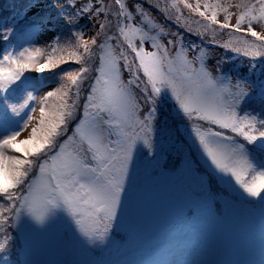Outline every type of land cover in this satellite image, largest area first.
I'll return each instance as SVG.
<instances>
[{
    "label": "rangeland",
    "instance_id": "obj_1",
    "mask_svg": "<svg viewBox=\"0 0 264 264\" xmlns=\"http://www.w3.org/2000/svg\"><path fill=\"white\" fill-rule=\"evenodd\" d=\"M118 1L119 7L115 0H37L26 14L10 12L4 21L15 42L0 51V81L24 84L3 95L13 100L11 113L0 104V199L22 213L13 233L26 238L28 264H82L84 253L93 254L117 231L139 236L170 228L182 187L172 185L166 167L189 151L230 180L245 170L248 151L239 143L199 133L191 136L194 149L185 145L170 154L173 140L162 130L178 115L233 126L239 105L264 94V6L244 12L264 0ZM50 15L53 22L41 17ZM62 21L80 28L57 37L55 24ZM68 62L73 67L59 82L40 81V70ZM87 95L89 113L46 158L51 170L32 165L28 176L38 152L66 134ZM108 128L118 139L113 143ZM259 161L252 170L264 179ZM192 225L179 240H164L167 264L199 263L204 247Z\"/></svg>",
    "mask_w": 264,
    "mask_h": 264
},
{
    "label": "trees",
    "instance_id": "obj_2",
    "mask_svg": "<svg viewBox=\"0 0 264 264\" xmlns=\"http://www.w3.org/2000/svg\"><path fill=\"white\" fill-rule=\"evenodd\" d=\"M36 1L0 0V51L7 48L5 45L15 42L14 34L7 36L5 29L6 23L4 21L10 12L26 14L30 8L35 6ZM51 2H48V4ZM43 3L46 2L43 1ZM115 3L119 7V1L115 0ZM47 5L40 8H45L50 13L58 12L53 8H46ZM256 5H261L259 9L264 6L261 2L248 4L244 12H251ZM68 8L70 9V7ZM67 11L69 13L70 10ZM41 17L46 20L45 22H53L51 15L47 19L44 16ZM248 24L251 26L252 21H249ZM55 26L58 29L57 37L64 35L66 38L70 37L69 31L71 29L80 28V26L73 23L63 21L60 24H55ZM116 29H118V25H116ZM96 52L97 59L93 63V77L99 73L103 46L96 49ZM132 53L135 55L134 57L138 58L137 52L132 51ZM230 55L235 61V54ZM71 67L73 65L68 62L64 65L55 66L50 70L42 69L38 76L43 84L59 82L61 75ZM96 67H98V70L95 69ZM261 72L264 73V71ZM237 75L241 79V75ZM93 77L88 84L90 90H86L87 93L91 91ZM23 84V80H21V83L17 80L15 83L5 84L0 81V104L7 113H11L10 107L13 100L6 99L3 95L12 93L16 87L22 89ZM147 88L149 89L150 85ZM88 97L90 96L87 95L82 99L77 116L72 118L70 124L68 123L66 134L55 139L53 146L48 151L40 152V150L38 152L36 160L34 159L35 162L28 166V176L32 172L30 170L32 165L35 169L38 167L39 169L42 167L46 169V158L52 152L55 154L59 151L62 144L69 139L70 133L85 119L89 113V107L85 108V106L90 105L91 102ZM239 108L240 113L239 116H236L237 121L233 126L223 127L212 121H207L203 117L188 116V118L187 116L178 115L174 118L175 124L172 119L168 127L162 131L165 137H170V141L173 140L172 144L169 143L172 149L170 154H174V149L182 148L185 145L194 149L191 136H197L199 133H210L220 136L223 140L242 144L249 150L250 155L247 160L248 164L240 176L230 180L220 175V172L217 173L205 158H199L198 154L191 151L187 152L182 157V161H178L175 166H172L173 169L171 166L166 167L167 174L174 177V179H169V181H172V185L182 187L176 197L179 208L175 211L176 218L172 220L171 227L164 230L154 229L151 233L150 230L146 231L144 229L139 236L132 233L127 235L123 230L117 231V235L113 234L106 237L105 243L97 248L93 254L84 253L82 264H86V262H90V264H119L120 262L126 264H163L160 261L164 257L166 259V256L163 255V245L167 241L164 240L166 238H168V241L173 238L179 240L188 235V232H182L192 229L194 226L192 224L199 226L196 231L204 247L198 264H260L262 260L260 249L264 248V232L260 231V227L264 225V179L261 172L256 169L252 170V168L254 165L253 160L264 159V94L251 98L239 105ZM246 112L250 116L247 120L242 116ZM98 113L109 120L104 112L100 111ZM158 118L164 124L165 120H169L167 116ZM243 119L245 121L240 122ZM174 127L176 128L175 131H173ZM108 137L110 142L117 139L110 132V128H108ZM8 154H10V151ZM179 159L181 160V158ZM166 164L170 165L171 162L167 160ZM201 177H204V179ZM23 185L24 183H22V191ZM1 201L3 199H0ZM16 203L19 209L20 200L18 198ZM13 211L14 213L11 215ZM0 213L2 215L0 219V263L28 264L29 256L26 254L28 248L25 246L26 241H24L26 238L23 235L18 237L13 233V227L15 229L16 227L19 228L20 219H17V216L21 212L15 207L11 208L10 205L1 202ZM5 219H17V223L12 225ZM195 229L196 227L192 230ZM202 230L206 233L202 234ZM208 231L209 233H207ZM33 257V254H31V258ZM177 257L180 259L181 255H177ZM88 258H91V261ZM79 259L81 258L78 256L77 260ZM143 259L145 261H142ZM77 264L81 263L77 261Z\"/></svg>",
    "mask_w": 264,
    "mask_h": 264
}]
</instances>
